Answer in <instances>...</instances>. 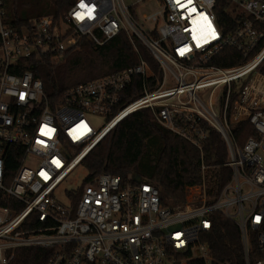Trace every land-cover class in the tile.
I'll use <instances>...</instances> for the list:
<instances>
[{
	"label": "built area",
	"instance_id": "1",
	"mask_svg": "<svg viewBox=\"0 0 264 264\" xmlns=\"http://www.w3.org/2000/svg\"><path fill=\"white\" fill-rule=\"evenodd\" d=\"M6 1L0 190L9 202L0 206V264L35 247L51 250L47 264H264V0H77L60 20L44 16L20 28L7 23ZM219 1L237 21L229 34L218 22ZM152 2L158 9L141 14L138 7ZM120 35L136 63L57 99L33 71L22 72L33 62L59 64L83 38L101 49ZM227 48L240 53V64L221 68L214 62ZM143 110L202 155L211 132L221 136L231 172L221 191L209 195L203 156V183L188 188L177 206L164 207L143 178L131 183L104 173L86 185L87 176L72 182L106 135ZM98 117L102 126L93 124ZM243 123L256 134L244 144L237 139ZM216 214L237 226L241 259L213 257L208 239ZM30 217L39 227L22 229Z\"/></svg>",
	"mask_w": 264,
	"mask_h": 264
},
{
	"label": "trees",
	"instance_id": "2",
	"mask_svg": "<svg viewBox=\"0 0 264 264\" xmlns=\"http://www.w3.org/2000/svg\"><path fill=\"white\" fill-rule=\"evenodd\" d=\"M76 1L7 0V23L20 28L39 17L51 16L60 20ZM227 6V2L219 1L216 13L220 26L229 34L237 28V21L228 13ZM132 50L125 35H120L101 49H96L89 40L83 38L65 53L59 64H52L49 59L43 63L33 62L26 65L22 72L33 71L35 77L42 81L46 94L51 99H57L76 84L135 64ZM144 55L152 68L158 70L147 52L144 51ZM220 57L214 64L221 68L240 64V53L235 49H225ZM222 57L226 61H222ZM140 93L139 89L135 91L134 98ZM241 131L243 133L240 136ZM254 136L256 134L248 123H243L237 129V139L242 144ZM202 156L207 166L205 183L212 196L221 191L231 178L230 169L226 166L227 146L221 136L212 131L202 155L191 144L162 127L149 110H143L119 123L84 159L82 166L87 170L84 185L104 173L134 183L133 175L138 174L151 181L160 191L164 207L177 206L185 203L188 188L203 183ZM8 202L9 198L0 190V206H7ZM214 217L216 228L208 239L213 257L226 263L241 259V239L237 226L220 214ZM35 227H39L35 217L28 218L22 225V229ZM50 255L51 250L48 249L21 248L15 251V257L9 264H47Z\"/></svg>",
	"mask_w": 264,
	"mask_h": 264
},
{
	"label": "rangeland",
	"instance_id": "3",
	"mask_svg": "<svg viewBox=\"0 0 264 264\" xmlns=\"http://www.w3.org/2000/svg\"><path fill=\"white\" fill-rule=\"evenodd\" d=\"M128 3H132L135 0H126ZM158 9V6L156 3H146V5H141L138 7V10L141 14H152ZM1 53H0V64H1ZM104 118L98 117L93 120L94 126H102L106 121H104ZM76 177H73L72 182L78 181L81 183L83 179L87 176V170L82 166L79 168V170L76 172Z\"/></svg>",
	"mask_w": 264,
	"mask_h": 264
},
{
	"label": "water",
	"instance_id": "4",
	"mask_svg": "<svg viewBox=\"0 0 264 264\" xmlns=\"http://www.w3.org/2000/svg\"><path fill=\"white\" fill-rule=\"evenodd\" d=\"M133 180L137 183H140L142 181V177L138 174L133 175Z\"/></svg>",
	"mask_w": 264,
	"mask_h": 264
},
{
	"label": "snow or ice",
	"instance_id": "5",
	"mask_svg": "<svg viewBox=\"0 0 264 264\" xmlns=\"http://www.w3.org/2000/svg\"><path fill=\"white\" fill-rule=\"evenodd\" d=\"M177 2H179V0H177Z\"/></svg>",
	"mask_w": 264,
	"mask_h": 264
}]
</instances>
